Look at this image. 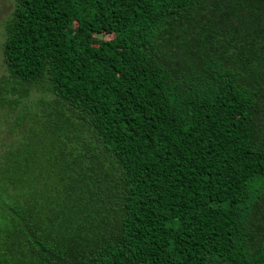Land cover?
Segmentation results:
<instances>
[{"label":"trees","instance_id":"16d2710c","mask_svg":"<svg viewBox=\"0 0 264 264\" xmlns=\"http://www.w3.org/2000/svg\"><path fill=\"white\" fill-rule=\"evenodd\" d=\"M10 1L0 264H264V0Z\"/></svg>","mask_w":264,"mask_h":264},{"label":"rangeland","instance_id":"374dc122","mask_svg":"<svg viewBox=\"0 0 264 264\" xmlns=\"http://www.w3.org/2000/svg\"><path fill=\"white\" fill-rule=\"evenodd\" d=\"M11 6V1L10 0H0V43L3 39V27H2V22H3V17L5 14L8 12L9 8ZM111 37V34L108 33H103L100 35L101 39H108ZM5 72L4 64L2 62L1 58V49H0V75ZM3 136L8 137V135L4 132Z\"/></svg>","mask_w":264,"mask_h":264}]
</instances>
